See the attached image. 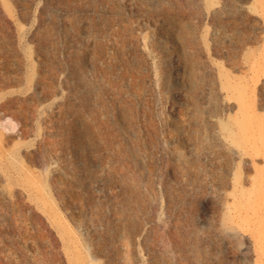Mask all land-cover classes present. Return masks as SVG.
Listing matches in <instances>:
<instances>
[{
	"label": "rangeland",
	"instance_id": "rangeland-1",
	"mask_svg": "<svg viewBox=\"0 0 264 264\" xmlns=\"http://www.w3.org/2000/svg\"><path fill=\"white\" fill-rule=\"evenodd\" d=\"M0 264H264V0H0Z\"/></svg>",
	"mask_w": 264,
	"mask_h": 264
}]
</instances>
